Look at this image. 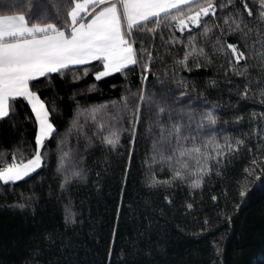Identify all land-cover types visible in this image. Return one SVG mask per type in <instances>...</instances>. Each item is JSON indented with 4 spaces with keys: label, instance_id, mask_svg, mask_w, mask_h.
I'll use <instances>...</instances> for the list:
<instances>
[{
    "label": "trees",
    "instance_id": "trees-1",
    "mask_svg": "<svg viewBox=\"0 0 264 264\" xmlns=\"http://www.w3.org/2000/svg\"><path fill=\"white\" fill-rule=\"evenodd\" d=\"M215 2L217 15L208 18L210 26L214 21L222 25L224 17L232 14V4L247 18L244 31L251 29L247 38L240 33L225 36L245 52L247 59L238 66L244 71L247 65L244 75L229 66L234 56L213 51L212 42L219 35L215 28L208 37L195 30L197 44L204 47L210 62L190 57L188 68L179 67L175 61L185 51L180 41H187L188 32L165 26L136 36L134 46L139 48L142 41L153 54L147 72L141 67L145 57L124 73L96 81L94 72L102 65L94 61L87 75L78 65L63 75L54 73L33 82L49 107L55 105L52 120L58 131L47 143L43 169L15 184L0 183V264H264V182L255 179L256 171L250 177L247 171L253 160L264 157V22L257 15L258 0H247L253 17H247L241 0ZM37 5H47L43 22H57L49 0H0V14L23 10L37 22L44 12ZM172 37L179 38L175 44ZM246 88L247 96L242 95ZM141 91L153 102L142 103ZM123 96H128V109L121 111ZM105 104L109 106L93 111V106ZM138 106L137 122L132 113ZM213 106L216 124L205 121L197 129L201 114ZM100 123L123 129L116 148L93 135ZM174 124L182 126V135L195 137L197 144L208 139L220 145L244 143L238 151L225 149L227 154L219 162L211 161V172L199 188L190 186L192 176L152 187L148 181L153 173L159 180L171 178L167 163L160 161V153L169 155L170 147L161 142L160 129L165 128L167 137ZM81 128L88 138L80 134ZM35 132L30 106L17 98L10 116L0 118V153L6 154L0 156V164L10 163L18 148L28 155ZM61 139L62 149L74 153L70 159L83 158L86 174L84 180H73L64 188L57 172ZM154 141L157 162L153 164ZM186 145L191 147L192 141ZM209 153L215 156L216 150L209 148ZM190 163L195 167L194 160ZM259 168L264 169V164ZM246 181L247 194L241 198ZM69 212L75 222L66 220Z\"/></svg>",
    "mask_w": 264,
    "mask_h": 264
},
{
    "label": "snow or ice",
    "instance_id": "snow-or-ice-1",
    "mask_svg": "<svg viewBox=\"0 0 264 264\" xmlns=\"http://www.w3.org/2000/svg\"><path fill=\"white\" fill-rule=\"evenodd\" d=\"M258 2L260 7L257 15L259 20L264 22V0ZM49 3L56 13V23L50 20L43 22L47 19V5H37L44 9L41 19L37 22H32L23 10L12 14H0V118L9 117L13 102L17 98H23L30 106L36 124L34 148L30 149L29 154L25 155L23 150L18 148L11 153L10 163L0 164V183L4 185L15 184L30 177L37 170L43 169L48 157L47 143L58 131L52 120L55 105L50 108L46 100L41 98L38 90L32 87L33 82L38 78H48L54 73L63 75L71 70L72 66L78 65L84 66L83 74L87 75L91 63L97 61L101 63L102 70L95 71L94 77L96 81H100L112 74L124 73L130 66L141 64L145 57L146 61L141 67L147 72L150 70L153 54L143 46L142 41L139 48L134 46L137 43L136 36L145 32L155 33L165 26L174 28L180 33L188 32L187 41H180L184 44L185 51L183 58L175 61L179 67L188 68L190 57L197 60L203 57L210 62L204 47L197 44L195 30H202L201 35L208 37L215 28L219 35L212 42L213 51L234 56L235 59L229 61V66L238 75H244V71L247 70L245 65L244 71H238L239 62L247 59L245 52L241 51L237 44L225 40L228 34L240 33L242 37L247 38L251 32V29L248 32L244 31L248 28L247 18L232 4V0H228V3L232 4V14L224 17L222 25L214 21L211 26L207 20L217 15L218 5L215 0H61V2L49 0ZM241 3L243 9L247 11V17H253V11L247 0H241ZM220 7L225 6L220 5ZM178 39L172 37L171 43L175 44ZM196 66L199 67V63ZM79 78L74 75V79ZM146 79L147 76H142V80ZM248 91L246 88L242 95L247 96ZM184 95L185 93H180V96ZM261 95L264 96V91ZM139 98L142 103L145 100L153 102L143 91L139 93ZM121 101L123 102L121 111L127 110L128 96L121 97ZM115 105L116 102H112L111 106L115 107ZM108 106L107 104L93 106V111ZM159 111L163 113L165 109L160 108ZM132 114L138 122L139 106ZM191 119L192 114L189 115V121ZM205 121L209 125L216 124L214 106L201 114L197 129L203 128ZM73 123L75 124V117ZM181 127L180 124L172 125L165 137L163 133L166 130L161 126V142L168 143L170 147L167 149L169 155L164 156L162 152L160 153V161L167 163L172 175L170 179L159 180L153 173L148 181L150 186L186 181L192 176L194 178L191 179L190 186L199 188L204 177L211 172L210 162H219L221 156H225L227 152L238 151L239 146L244 143L242 140H237L235 145H220L215 143L214 139H208L203 144H197L195 137L181 134ZM122 131V128L114 127L111 123L108 125L100 123L96 126L93 135L99 136L102 143L116 148L120 143ZM79 132L88 138L82 128ZM173 139L175 145L171 146ZM134 140L133 130V142ZM189 140L192 141L191 147L186 145ZM64 143L63 139L59 141L60 150L57 157V172L62 174L61 188L66 187L73 180L86 178L85 171L81 167L83 158L81 157L79 161L70 159L74 157V153L71 150L64 151L62 149ZM156 143L154 141L153 164L157 162ZM209 148L216 150L215 156L210 155ZM4 155L6 154L0 153V156ZM129 159L131 160V156ZM193 160L195 167L190 163ZM145 163H148L147 160ZM260 164H264V157L259 161L253 160V168L247 171L249 177L252 171H256L258 174L255 179L264 182V169L259 168ZM246 185L247 181L241 185L239 192L241 198L247 194ZM215 199L216 197H213V200ZM187 207L191 209L193 205L188 204ZM66 220L75 222L74 214L69 212Z\"/></svg>",
    "mask_w": 264,
    "mask_h": 264
}]
</instances>
